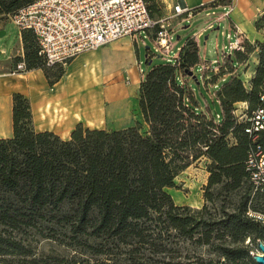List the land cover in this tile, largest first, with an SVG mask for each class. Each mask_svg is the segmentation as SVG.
I'll use <instances>...</instances> for the list:
<instances>
[{"label": "trees", "instance_id": "obj_1", "mask_svg": "<svg viewBox=\"0 0 264 264\" xmlns=\"http://www.w3.org/2000/svg\"><path fill=\"white\" fill-rule=\"evenodd\" d=\"M34 1L0 0V20ZM146 2L151 17L162 15L156 0ZM19 34L22 57H14V64L23 60L25 71L41 69L52 86L63 71L49 75L32 31ZM256 47L248 90L225 61L210 70L213 78L230 75L214 98L219 122L217 112L188 101L187 79L196 77L187 72L201 63L193 38L173 63L154 65L143 75L138 105L144 132L139 122L119 130L77 123L63 139L36 131L29 99L12 93V135L0 138V264H255L251 252L264 237V224L247 211H264V194L254 191L246 160L255 142L264 144V133L253 141L243 116L264 108V43L244 44L228 59L245 61ZM237 101L246 102L240 113ZM201 157L209 161L204 204L176 205L166 188ZM228 195L238 202L218 205ZM43 239L77 252L38 253L33 241ZM188 244L207 246L219 258L193 260Z\"/></svg>", "mask_w": 264, "mask_h": 264}, {"label": "rangeland", "instance_id": "obj_2", "mask_svg": "<svg viewBox=\"0 0 264 264\" xmlns=\"http://www.w3.org/2000/svg\"><path fill=\"white\" fill-rule=\"evenodd\" d=\"M156 2L162 10V1L156 0ZM221 12V10L214 11V15L210 16H206L205 13L202 12L192 21L188 20L179 23L175 27V33L172 39L173 47L169 56L162 55L154 51L155 45L152 36H150V33L148 32L141 33L138 36L137 42L135 39H131L130 37L121 38V40L127 42L126 51L131 52V63L128 64L127 61L119 63L118 65L121 64L123 69L116 71L115 74L110 78L100 81L98 85H94L90 89L85 87L80 91L78 90L75 94L69 95L71 101L76 100L88 105L83 111L88 116V121L79 123H82L83 126L89 128L119 130L133 126L136 122H139L141 124V131L144 132L147 129V125L143 121L138 105V90L143 75H145L152 66L167 62V57L171 58L174 53H178L186 40L192 37H196L198 41L199 57L201 60L212 62L221 59V53L222 51H225L223 46H228L229 40L225 35L228 31L224 28V23L222 22L220 24L214 23L211 28H206V25L214 20L215 17ZM4 21L5 34L0 38V48H3L5 51L0 52L1 63H6L11 52L16 50L17 46L19 45L20 32L18 27L12 21L7 19ZM216 27L219 28L216 29ZM202 28H205V30L202 31L199 36H196V34ZM193 39L195 40V38ZM232 40L233 38L231 41ZM244 44L247 43L244 42ZM147 47L149 48V51L151 53H155V55H152L148 49H146ZM256 49L259 48L256 47ZM16 56L18 55L15 54L14 57ZM14 57H12L11 63L8 64V67L6 68V70H8L10 73H12L11 71L14 66ZM147 58H149L150 63L148 62ZM230 58L234 59V53H232L230 57L225 60L227 63L225 65H229L232 68L233 71L231 75L239 76L242 79L248 78L242 73H244L249 66L252 68L253 64L256 66L258 63V55L251 56L250 54L245 61L241 62H236L233 60L230 62L232 66L228 62L230 61L228 60ZM126 63L128 64V67L126 66ZM200 64L194 69L193 72V75L196 78L188 77L187 79L190 85V87H187L188 101L194 105H198V109L201 111L211 110L213 113H220V105L214 98L216 97L218 91L223 87V84L229 80L230 75H228L226 72L221 74L219 77L213 78V74L210 72V70H202V75L201 70L198 69ZM245 64L246 69L243 68ZM66 67L67 65H55V67L53 66L52 68L46 66L47 73L49 75L56 73L59 69L63 71L64 75ZM242 68L243 70L241 71ZM130 70L134 71L136 77L140 79L139 83L137 82L133 88L130 86L131 78L128 74V71ZM63 75L60 77V79L63 78ZM59 80L57 82H59ZM250 84L251 78L250 81L248 79V82L243 81V86L247 90L249 89ZM52 86H50V88H52ZM64 87L67 89L69 88L67 86ZM49 90L52 91V89ZM234 107L235 110H238L236 113H240V111L245 109L246 102L237 101L234 104ZM208 162L209 161L206 157H201L194 161L176 176L174 179V187L166 188V191L172 196V199L176 205H188L195 209L202 207L204 204L203 187L207 182L208 176V172L206 171V165ZM223 198V196L219 198L218 205L220 203H224L225 207L227 208H231L232 205L239 200L238 196L236 195H228L226 198ZM221 200H223V202H221ZM253 203V201H250L248 205L252 206ZM33 244L36 245V250L38 253H41L42 251L45 253L60 252L68 256L77 252V250H74L64 244H59L48 239H43L40 241L34 240ZM186 247L187 248H185V250L190 254L191 259L193 260L202 258L205 261L209 259L216 261L219 258L216 253L212 252V250H209L207 246L188 244ZM79 255L82 257L86 256V254Z\"/></svg>", "mask_w": 264, "mask_h": 264}, {"label": "built area", "instance_id": "obj_3", "mask_svg": "<svg viewBox=\"0 0 264 264\" xmlns=\"http://www.w3.org/2000/svg\"><path fill=\"white\" fill-rule=\"evenodd\" d=\"M233 1L228 0L229 8L209 22L207 29L228 15ZM205 6L201 5L202 8ZM194 13V9L176 4L172 7V13L153 18L146 0H36L9 15L7 20L12 21L19 31H32L39 55L46 66L52 67L66 66L78 54L123 37H130L137 42L138 36L147 32L152 36L154 51L169 56L176 25L188 21ZM205 15H214V11H207ZM204 30L202 28L196 36ZM225 35L229 42L227 47L223 46L225 51H222L221 59L212 62L203 60L198 68L201 72L218 71L235 50L244 51V40L237 31H228ZM176 56L177 53H174L166 61L173 63ZM23 71L25 63L21 60L14 64L11 72L15 74ZM243 118L247 121L244 132L256 141L257 136L264 133V108H258ZM214 119L219 122L220 113H216ZM246 169L254 191L264 194V144L255 142L250 148ZM247 215L264 224V211L248 210ZM260 240L264 243V237ZM254 252H258L257 247L251 253Z\"/></svg>", "mask_w": 264, "mask_h": 264}, {"label": "crops", "instance_id": "obj_4", "mask_svg": "<svg viewBox=\"0 0 264 264\" xmlns=\"http://www.w3.org/2000/svg\"><path fill=\"white\" fill-rule=\"evenodd\" d=\"M161 1L163 4L162 15L172 13V7L176 4L194 9V16L189 21L195 19L202 12L221 10L222 12L219 14L221 15L229 8L228 0ZM201 5L206 6L202 8ZM262 17H264V0H234L228 15L217 24L224 23V28L227 31H237L245 43L255 45L256 42L264 43V20H261ZM4 24L5 21L0 20V31L5 32ZM218 28L216 27V29ZM192 38H195L198 44L196 37ZM126 44L127 42L120 38L99 48L78 54L67 64L63 78L50 88L41 69L15 74L6 70L12 57L22 53L19 34V45L16 50L11 52L6 63L0 62V138L12 135V93L14 92H20L29 99L36 131L48 130L63 139L69 138L77 123L88 121V116L83 112L88 105L76 100L71 101L69 95L75 94L85 87L90 89L94 85H98L100 81L110 78L116 71L123 69L121 64L118 65L119 63L127 61L130 64L132 55L131 52L126 51ZM0 49V52L5 51L3 48ZM253 55H258V49L253 50L251 56ZM245 66L246 64L244 69H246ZM252 66L242 73L248 77L241 78L244 82H248V79L250 81V78L254 76L256 66L255 64ZM128 72L131 78L130 86L133 88L140 79L136 77L134 71Z\"/></svg>", "mask_w": 264, "mask_h": 264}, {"label": "water", "instance_id": "obj_5", "mask_svg": "<svg viewBox=\"0 0 264 264\" xmlns=\"http://www.w3.org/2000/svg\"><path fill=\"white\" fill-rule=\"evenodd\" d=\"M4 31H0V38L4 35ZM146 49H149L148 47ZM150 63V61H149ZM188 76L193 75L192 71L187 72ZM195 77V76H194ZM256 247L258 252L252 253V259L256 264H264V243L261 242V240H258L256 243Z\"/></svg>", "mask_w": 264, "mask_h": 264}]
</instances>
